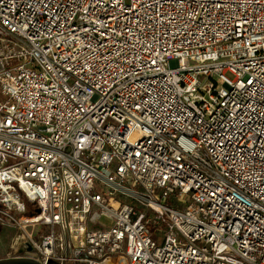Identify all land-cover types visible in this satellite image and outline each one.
<instances>
[{
  "label": "built area",
  "instance_id": "1",
  "mask_svg": "<svg viewBox=\"0 0 264 264\" xmlns=\"http://www.w3.org/2000/svg\"><path fill=\"white\" fill-rule=\"evenodd\" d=\"M0 227L41 264H264V0H0Z\"/></svg>",
  "mask_w": 264,
  "mask_h": 264
},
{
  "label": "rangeland",
  "instance_id": "2",
  "mask_svg": "<svg viewBox=\"0 0 264 264\" xmlns=\"http://www.w3.org/2000/svg\"><path fill=\"white\" fill-rule=\"evenodd\" d=\"M228 76H231L228 73ZM33 211V210H32ZM105 222L107 220L103 219ZM29 229H32L29 227ZM16 231L9 227H0V256L5 257L9 251V247L11 245V239L14 237Z\"/></svg>",
  "mask_w": 264,
  "mask_h": 264
},
{
  "label": "water",
  "instance_id": "3",
  "mask_svg": "<svg viewBox=\"0 0 264 264\" xmlns=\"http://www.w3.org/2000/svg\"><path fill=\"white\" fill-rule=\"evenodd\" d=\"M87 256L83 250H74L75 264H82L77 262V255ZM0 264H41L38 260L30 257H1Z\"/></svg>",
  "mask_w": 264,
  "mask_h": 264
},
{
  "label": "crops",
  "instance_id": "4",
  "mask_svg": "<svg viewBox=\"0 0 264 264\" xmlns=\"http://www.w3.org/2000/svg\"><path fill=\"white\" fill-rule=\"evenodd\" d=\"M2 256H0V258H1Z\"/></svg>",
  "mask_w": 264,
  "mask_h": 264
}]
</instances>
